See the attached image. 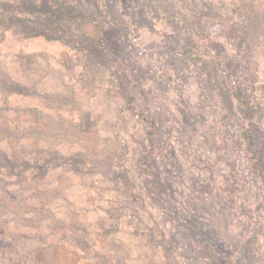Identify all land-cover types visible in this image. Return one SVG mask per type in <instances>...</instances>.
Masks as SVG:
<instances>
[{
  "label": "rangeland",
  "instance_id": "rangeland-1",
  "mask_svg": "<svg viewBox=\"0 0 264 264\" xmlns=\"http://www.w3.org/2000/svg\"><path fill=\"white\" fill-rule=\"evenodd\" d=\"M0 264H264V0H0Z\"/></svg>",
  "mask_w": 264,
  "mask_h": 264
},
{
  "label": "trees",
  "instance_id": "trees-1",
  "mask_svg": "<svg viewBox=\"0 0 264 264\" xmlns=\"http://www.w3.org/2000/svg\"><path fill=\"white\" fill-rule=\"evenodd\" d=\"M241 94V93H240ZM245 104H247V103H245Z\"/></svg>",
  "mask_w": 264,
  "mask_h": 264
}]
</instances>
